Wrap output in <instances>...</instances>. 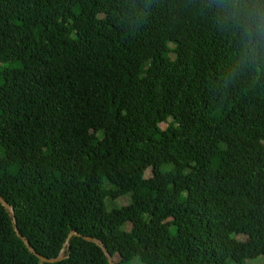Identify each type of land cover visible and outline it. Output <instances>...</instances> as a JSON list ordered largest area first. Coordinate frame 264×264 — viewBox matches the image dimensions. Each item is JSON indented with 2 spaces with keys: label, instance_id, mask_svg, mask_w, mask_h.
<instances>
[{
  "label": "trees",
  "instance_id": "1",
  "mask_svg": "<svg viewBox=\"0 0 264 264\" xmlns=\"http://www.w3.org/2000/svg\"><path fill=\"white\" fill-rule=\"evenodd\" d=\"M249 7L0 0V264H264Z\"/></svg>",
  "mask_w": 264,
  "mask_h": 264
},
{
  "label": "clouds",
  "instance_id": "2",
  "mask_svg": "<svg viewBox=\"0 0 264 264\" xmlns=\"http://www.w3.org/2000/svg\"><path fill=\"white\" fill-rule=\"evenodd\" d=\"M250 5L243 16V35L249 51L264 49V0H244Z\"/></svg>",
  "mask_w": 264,
  "mask_h": 264
},
{
  "label": "water",
  "instance_id": "3",
  "mask_svg": "<svg viewBox=\"0 0 264 264\" xmlns=\"http://www.w3.org/2000/svg\"><path fill=\"white\" fill-rule=\"evenodd\" d=\"M0 203L3 205V206H5L7 209H9L12 213H13V209H12V207L8 204V203H6L1 197H0ZM17 235L20 237V238H22L21 237V235L19 234V233H17ZM73 235H76V233L75 232H72L71 234H70V236H73ZM87 240H89V241H92V242H96L94 239H92V238H86ZM28 247H29V249L42 261V262H46V263H54V262H56V261H60V260H62V255H60L59 256V258H57V259H47V258H45L44 256H42L41 254H39V253H37L33 248H31L29 245H27ZM104 249V251H105V254H106V256L108 257V260H109V263L110 264H115L114 263V261H113V258H112V256L110 255V253L107 251V249H105V248H103Z\"/></svg>",
  "mask_w": 264,
  "mask_h": 264
},
{
  "label": "rangeland",
  "instance_id": "4",
  "mask_svg": "<svg viewBox=\"0 0 264 264\" xmlns=\"http://www.w3.org/2000/svg\"><path fill=\"white\" fill-rule=\"evenodd\" d=\"M163 128L166 127V125H162ZM150 176V173L148 174V177ZM130 203V199L128 197H125L123 199H121L120 201H117V204L115 206L117 207H122V206H126ZM261 262V260L254 262V264H259Z\"/></svg>",
  "mask_w": 264,
  "mask_h": 264
}]
</instances>
